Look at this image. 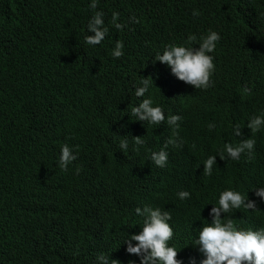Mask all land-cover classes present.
Here are the masks:
<instances>
[{
    "label": "trees",
    "instance_id": "1",
    "mask_svg": "<svg viewBox=\"0 0 264 264\" xmlns=\"http://www.w3.org/2000/svg\"><path fill=\"white\" fill-rule=\"evenodd\" d=\"M89 2L0 0V264H97L101 253L119 263L135 202L168 208L183 236L208 221L206 204L217 190L251 198L264 183V130L254 134V159L216 156L212 175L202 173L230 127L264 110V0H99L109 32L96 46L84 41ZM113 12L122 29L111 25ZM209 30L221 36L211 53L214 86L201 91L182 82L177 99H165L173 84L167 77L177 78L154 62L156 53L170 44L198 47ZM116 41L124 45L118 59L111 56ZM144 78L153 80L154 104L176 111L165 116L181 117L176 138L183 143L168 145L164 168L150 154L172 129L127 118L148 95L129 97ZM133 137L146 141L139 151ZM123 139L129 147L120 152ZM65 143L80 159L62 172ZM177 188L190 193L183 203L173 197Z\"/></svg>",
    "mask_w": 264,
    "mask_h": 264
},
{
    "label": "clouds",
    "instance_id": "2",
    "mask_svg": "<svg viewBox=\"0 0 264 264\" xmlns=\"http://www.w3.org/2000/svg\"><path fill=\"white\" fill-rule=\"evenodd\" d=\"M99 0H90L89 8L94 10L88 20L84 41L87 45L101 44L108 35L109 28L105 26L104 13L98 11ZM200 12L193 9L192 16L198 17ZM111 25L122 29L125 25L119 22V13L111 15ZM195 35L188 36V43L196 42ZM221 36L218 32L209 30L207 35L201 36L198 47L188 44L177 46L167 45L155 55V61L167 65L171 73L177 78L173 84L167 85L165 99L174 102L177 99L176 86L181 88L182 82L191 85L194 89L207 90L213 87L211 77L215 72L211 55L216 49ZM124 45L116 41L111 56L120 58ZM151 82L144 78L135 82L129 92V97H147L129 109L128 120L141 126V122L148 125H168L173 132L159 151L150 154V160L159 168L168 163V145L179 147L183 141L177 140L181 120L179 115L165 116L164 110L176 111L162 104H154L149 91ZM247 91V89H246ZM209 130L215 129L214 123L207 125ZM264 130V110L254 115L246 124H234L230 127L229 136L220 141L223 146L216 155H209L203 162L202 173L211 176L216 165V156L220 161L237 162L250 161L259 151V142L254 134ZM146 141L141 137H133V151H139ZM129 141L123 139L116 144L120 152L127 151ZM78 150L72 144H63L60 149L58 166L62 172H67L69 165L79 160ZM78 171V169H77ZM252 197L248 192L226 188L216 191L208 200V221L195 226L181 235L172 212L163 206L147 201H138L131 205L129 210L132 224L128 232L122 236L119 244L124 245L119 254L120 261L110 259L109 255L101 253L95 260L97 264H264V183L254 187ZM251 189V190H252ZM173 197L176 202H185L190 193L184 188L174 190ZM136 258L138 263L129 261Z\"/></svg>",
    "mask_w": 264,
    "mask_h": 264
}]
</instances>
